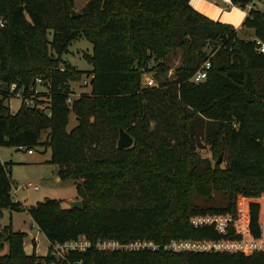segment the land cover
Here are the masks:
<instances>
[{
  "label": "trees",
  "instance_id": "1",
  "mask_svg": "<svg viewBox=\"0 0 264 264\" xmlns=\"http://www.w3.org/2000/svg\"><path fill=\"white\" fill-rule=\"evenodd\" d=\"M231 2L244 8L252 0ZM73 9L74 0H0V16L6 20L0 28V147L50 148V162L60 166L62 178L76 181L83 198L80 208L48 198L28 210L50 245L84 234L93 241L147 240L160 246L68 255L82 264H174V258L182 264H264V251L164 249L172 241H239L261 235L264 52L256 40L264 45V11L250 8L242 26L253 36L243 39L233 27L195 10L190 0H89L79 15L73 16ZM81 37L93 44L92 54L84 55L90 73L61 59ZM209 46L211 52L204 50ZM173 49L181 51V65L172 79L162 80ZM207 61L206 79L194 82L193 75ZM151 62L147 69L156 70L160 83L141 88L140 69ZM89 76L90 93L83 91L69 108L71 83ZM37 77L46 90L36 103H49L50 113L25 104L12 111L7 104L11 93L28 90ZM72 112L77 125L69 131ZM119 118L123 123L118 126ZM204 125L206 139L212 133L219 136L217 147L227 154L225 168L187 148L191 140L204 138ZM120 127H130L134 144L92 159L90 143L113 142ZM43 133H48L45 141ZM9 167L0 158V216L21 207L11 195ZM215 214L231 219L209 220ZM25 236L11 224L0 227V264H52L50 250L45 256L35 248L31 254L24 251ZM6 244L8 251L2 253Z\"/></svg>",
  "mask_w": 264,
  "mask_h": 264
},
{
  "label": "rangeland",
  "instance_id": "2",
  "mask_svg": "<svg viewBox=\"0 0 264 264\" xmlns=\"http://www.w3.org/2000/svg\"><path fill=\"white\" fill-rule=\"evenodd\" d=\"M86 1L87 0H74L75 10H81L86 4ZM205 4L206 5L204 8L207 11L202 14L209 19H211L210 16L213 13V4L224 6L222 0H206ZM252 7L264 11V0H252V2L248 3L244 7V9L246 11L248 10L249 12L250 8ZM220 19L216 21L219 22L221 21ZM233 29L236 30L235 32L240 38L251 39L253 36L252 30L245 28L244 26H242V24L239 27H234ZM52 35L53 32L50 31V39L52 38ZM204 50H206L207 52H211L212 48L209 46L206 47V49ZM92 52L93 44L86 38L81 37L78 40L73 41L69 45L68 50L61 56V59H63L65 62L72 64L79 70L89 71L90 73L92 66L87 61L84 55L92 54ZM171 52L172 53L170 57H168L169 69L163 75L162 80L172 79L175 74L176 68L179 67L182 62L180 50H178L176 54L174 53V49ZM152 65L153 63L151 62L148 64L146 69H144V72H146V74H144L142 77L141 88H145L144 81L147 77L155 76L156 70L148 71L147 69L150 68ZM90 78L91 76H89V86H84L83 80L80 82L71 83L70 86L76 93L80 91L90 93ZM159 83L160 82L156 80L157 86L159 85ZM38 88L41 91L46 90V87L44 86H39ZM8 103L11 104L12 111L18 110L21 106V101L15 97H12L10 101H7V104ZM116 122L119 126L120 123H123V120L119 118ZM171 124L173 125V127H175L173 122H171ZM181 124L182 123L180 121H177L179 130L181 128ZM76 125V116L72 112L70 114V121L67 129L70 131ZM131 125H135V122H132ZM154 126L155 123H151V129H153ZM217 126L218 123H215L214 127L217 128ZM130 127L127 128L128 132L130 131ZM202 128L201 129L203 130L204 138L200 137L198 139L191 140L189 143H187V148L189 152L195 153L198 157L206 160L212 166H216L217 164H219L218 166H220L221 168H225L227 165V154L225 152H222L219 147H217L218 141H220L219 136L216 133H212V135L208 137V139H206L205 136L208 129L205 125L202 126ZM212 129L214 130V128ZM110 132V130L104 131L105 136L110 137ZM47 135L48 133H43L41 141H45L47 139ZM118 138L119 135H114L113 133V142H111L112 139L107 138V144L90 143L89 153L91 158L97 159L106 155H112L111 148H118V146L116 145L118 142ZM32 151L33 153L29 154L26 149L18 150L15 147H0V158L2 162L9 163L12 167V172H10L12 180V198L14 201L20 200L22 202L20 210H7L2 216H0V227L2 228L11 224L15 231L25 232L26 236L24 238V251L27 254L33 253L34 251L35 247L33 248L34 245H32L30 238L34 235L40 238V248L37 247V250L35 249V251H38V248L40 249L39 251H45V249L48 248L47 238L39 231L38 226L34 223L32 217L28 213V210L48 198L64 200V202L62 203V207H68V200H83L82 197L78 196L76 190V181L70 178H62L59 173L60 166L50 162V148H45L43 145H39L32 148ZM220 158L221 162L219 163L218 160ZM23 185H25V187H22ZM239 204L240 203L236 204L238 207V213L241 210V206ZM213 217L218 219L219 222L228 221L231 219V216L228 214H215ZM239 243L243 245L245 253H251L253 251H264V223L261 225V235L259 238L253 240L242 238ZM7 251L8 245L6 244L5 249L2 251V253H6ZM173 260L175 262L174 264H182L179 258H174Z\"/></svg>",
  "mask_w": 264,
  "mask_h": 264
},
{
  "label": "built area",
  "instance_id": "3",
  "mask_svg": "<svg viewBox=\"0 0 264 264\" xmlns=\"http://www.w3.org/2000/svg\"><path fill=\"white\" fill-rule=\"evenodd\" d=\"M206 0H190V5L197 10L200 13L202 12L204 2ZM224 6L215 5L214 6V12L210 16L212 20H218L220 19L222 23L229 24L235 27H239L245 17L248 14V10L246 11L244 8H241L231 2V0H222ZM200 3V6H199ZM233 10L239 11L240 15H237L235 18L236 21H226L223 20L224 14H231ZM234 19V18H233ZM6 26V20L4 17L0 16V28ZM256 43L258 44V50L260 52H264V45L260 40H256ZM211 64L209 61L205 62L200 70H198L192 77V80L194 82H201L206 79L207 77V70L210 68ZM146 69L145 67H142L140 69L141 72V80ZM89 83V77L83 80V84L87 85ZM2 84V81L0 80V85ZM45 81L41 77H37L34 81V83L28 88V90L20 89L16 92H12L11 96L19 99L21 101V104H25L26 106H35L40 107L43 110L45 109L48 113H50L49 107L50 104H37L36 99L39 98V94L43 91L39 90V86H44ZM144 85L147 88L155 87L156 79L154 76L147 77L144 81ZM82 91L76 93L75 91L71 93L70 98L68 99V106L69 108H72L73 102L75 99H77ZM11 97V98H12ZM10 101V100H9ZM8 106L11 108V104L8 103ZM24 147H20L19 150H24ZM29 154L33 153L32 150H27ZM10 170V168H7ZM22 187H25L23 185ZM17 189V188H16ZM209 220H218L214 217L210 218ZM36 239V238H35ZM242 240V239H241ZM253 240V239H252ZM240 241V240H239ZM239 241L235 240H220V241H194V240H181V241H172L167 245H164L165 250L174 251V252H180V251H196V252H244L243 245L239 243ZM51 246L50 253L54 257L52 260V264H57L61 261H67L70 264H82V260L80 261H74L71 262L68 258V255L71 252H86L90 249H96L98 251L103 252H115V251H139L143 249H158L160 246L155 244L153 241H147V240H132L126 243H122L116 239L111 238H99L96 241H93L90 239L87 235H79L76 239L66 241L64 243H55L49 245ZM48 250V252H49Z\"/></svg>",
  "mask_w": 264,
  "mask_h": 264
},
{
  "label": "water",
  "instance_id": "4",
  "mask_svg": "<svg viewBox=\"0 0 264 264\" xmlns=\"http://www.w3.org/2000/svg\"><path fill=\"white\" fill-rule=\"evenodd\" d=\"M72 15L77 16L79 13L73 9L72 10ZM134 144V139L133 137L129 134L127 130H125L123 127L119 128V138L117 142V146L120 149H126L131 147ZM218 162H221V158L218 160ZM67 204L71 208H80L81 207V201L80 200H68Z\"/></svg>",
  "mask_w": 264,
  "mask_h": 264
},
{
  "label": "crops",
  "instance_id": "5",
  "mask_svg": "<svg viewBox=\"0 0 264 264\" xmlns=\"http://www.w3.org/2000/svg\"><path fill=\"white\" fill-rule=\"evenodd\" d=\"M89 0H87L86 1V3L88 2ZM206 3V1L204 2V6H203V9H202V12H206L207 10L204 8L205 7V4ZM214 7V6H213ZM213 12H214V9H213ZM32 154V153H31ZM10 168V172H12V167L10 166L9 167ZM19 202L22 204V202L19 200ZM20 210V209H19ZM7 210H4L3 211V213H2V215L4 214V212H6ZM34 221V220H33ZM34 223H35V221H34ZM36 224V223H35ZM38 229H39V227H38ZM39 231H40V229H39ZM41 232V231H40ZM43 235H44V233L43 232H41ZM45 236V235H44ZM46 237V236H45ZM31 238V242H32V245H34L33 246V248L35 247V249L37 250V247H39L40 248V238L38 237V236H32V237H30ZM36 238V239H35ZM48 240V239H47ZM49 245H50V243H49V241H48V245H47V249H45V251H39L40 249L38 248V251H36V254L37 255H41V256H45L47 253H48V250H49ZM29 254H31V253H29Z\"/></svg>",
  "mask_w": 264,
  "mask_h": 264
},
{
  "label": "bare ground",
  "instance_id": "6",
  "mask_svg": "<svg viewBox=\"0 0 264 264\" xmlns=\"http://www.w3.org/2000/svg\"><path fill=\"white\" fill-rule=\"evenodd\" d=\"M199 6H200V3H199ZM237 15H240L239 11L237 10H233L231 14H224L223 16V20H226V21H236L237 19L235 18ZM234 18V19H233Z\"/></svg>",
  "mask_w": 264,
  "mask_h": 264
}]
</instances>
